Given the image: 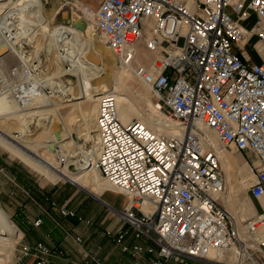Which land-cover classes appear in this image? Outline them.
<instances>
[{
  "label": "built area",
  "instance_id": "built-area-1",
  "mask_svg": "<svg viewBox=\"0 0 264 264\" xmlns=\"http://www.w3.org/2000/svg\"><path fill=\"white\" fill-rule=\"evenodd\" d=\"M91 12V30L117 66L149 88L156 115L181 131L169 136L138 121L123 124L113 94L97 101L98 154L91 169L127 198L123 225L152 244L132 246V264H229L221 256L231 248L237 252L231 264H264V207L244 221L224 208L218 200L225 193L221 162L201 130L212 131L222 148L250 156L249 197L264 203V0H100ZM0 32L8 37L2 25ZM140 47L151 58L139 61ZM18 52L11 54L19 63L0 71V93L27 108L48 91L43 65L22 62ZM59 214L75 217L66 208ZM40 224L36 219L32 225ZM55 224L81 254L69 264H103L80 236ZM124 235L119 230L115 242L128 251ZM10 256L8 264H55L54 258L69 257L63 249L20 240Z\"/></svg>",
  "mask_w": 264,
  "mask_h": 264
},
{
  "label": "bare ground",
  "instance_id": "bare-ground-1",
  "mask_svg": "<svg viewBox=\"0 0 264 264\" xmlns=\"http://www.w3.org/2000/svg\"><path fill=\"white\" fill-rule=\"evenodd\" d=\"M0 2V26L2 25L4 31L8 32V37L5 35L0 36V67L4 60L2 57L3 55L11 54L12 51L18 52V49L21 48L20 53L18 52L19 59L24 63L29 61L38 62L43 65V86L51 90V95L53 93L52 86L54 87L53 97L50 94L47 95L45 92L41 93L40 97L36 98L31 107L27 108L18 107L7 93H0V118L3 119L5 116L15 118L11 123L13 125H10L9 123H7L6 126L0 124V147L19 158L22 162L51 182L66 179L73 184L88 189L94 194H99L101 192L114 193L109 188L111 187L124 196L120 190L106 184V182L105 184H101V180L97 175L87 177L90 171H92L91 162L96 159L98 154L96 148L95 116L97 101L100 95L113 94L115 96L118 116L123 110L125 111L128 109L127 95L118 90L116 82L117 75H113V73H110L109 71V65L113 64L114 59L116 60V58L103 44L98 35L97 40L92 39L89 36V32L93 31L91 30L90 23L92 17L91 10L82 7L83 9H81L84 12V17L73 14L69 25L63 24L52 29L43 12L44 3L42 0H0ZM56 13H59V11ZM36 26L40 27V30L38 31V34L31 36L32 34H29L30 29L33 31ZM40 32L41 34H39ZM42 39L49 41L50 48L52 47L53 51L49 52V55H41L40 58L35 57L38 51H33V49L36 47L35 45H39V41ZM33 44L35 46L34 48L32 46ZM60 48L63 49V54H58V49ZM6 51H8V53L5 54ZM91 54L98 59V64L86 61V57ZM255 54L257 55V53ZM51 56L56 58V60H58L57 58L59 57L72 60L70 62L72 63L74 70H66L59 67L56 72L51 74L48 62V58L50 59ZM257 57H259V55H257ZM116 68L120 70L123 69L117 65ZM66 76L77 78V84L64 86L60 80ZM97 89H99V92ZM86 102H91L93 104L89 116H86L88 113L85 115V112H83V104ZM119 104L122 105V109L120 106L118 107ZM63 105H76L79 112L76 116L72 117L67 124L63 123L59 126V122L54 118L55 114L52 112L59 111ZM37 108H51L47 110L49 112L48 117L47 114H45L46 116L39 119L36 118V122H31L30 124L26 123L24 119H18V113H20V110L18 109L31 110ZM159 117L158 121L165 126V123L162 120L163 118L161 116ZM120 118L121 117L119 116V119ZM120 121L122 122L121 119ZM39 122L42 123L40 124ZM138 122L149 127L144 122ZM37 123L40 124V129H43L40 132H38L39 129H36L38 126ZM169 126L177 128L176 124H171ZM14 130L21 132L23 137L22 140L18 141L14 138L12 135V131ZM66 130L70 133H76L77 141L63 143V141L55 140V133L61 134L60 132ZM201 130L209 140V143L216 150L217 148L212 144L213 139L206 133V131L210 130H206L203 127ZM174 132L178 134L177 136L181 135L180 130H175ZM51 144L55 145L54 149L50 150L53 153V157L43 155L41 149L43 147L49 148ZM90 148L92 149L89 150ZM225 150L226 149L224 148L217 149V153L220 162L221 159L224 161L225 169L229 176L231 164L228 160V156L225 154ZM71 151L78 155L77 161L69 159L68 156ZM65 162L68 163L69 166L74 165L76 171H69L67 168L69 167L68 165L63 167L62 164ZM250 175L253 177L252 173ZM246 182L247 179L245 180V183ZM221 196H218V200ZM128 205V200L126 198L124 208L121 209L120 212H123ZM229 213L236 221H244L243 218H240L239 220L235 218L230 211ZM22 236V232L11 222L10 218L0 205V241L8 242L14 238L19 240ZM233 249L234 248H231L226 254L222 255L221 260H224L229 264L233 263L236 258L231 260L228 256L227 258L222 259L226 255H229Z\"/></svg>",
  "mask_w": 264,
  "mask_h": 264
},
{
  "label": "rangeland",
  "instance_id": "rangeland-1",
  "mask_svg": "<svg viewBox=\"0 0 264 264\" xmlns=\"http://www.w3.org/2000/svg\"><path fill=\"white\" fill-rule=\"evenodd\" d=\"M42 1L44 3L43 12L47 18L48 24H50L52 29L60 25H63V24L69 25L73 14L84 17V12L82 10L83 8L86 7V8H89L91 11H94L97 8L98 3L100 2V0H79L81 1L82 5L79 6V8L78 7L75 8L74 6L65 5V0H42ZM78 5H80V2ZM79 9L83 12V15ZM58 11L59 13H56ZM254 21H255V18L254 16H252L248 21L243 23V25L246 28H250L252 24L254 23ZM39 30H40V27L36 26V28H34L33 31L30 29L29 34L30 35L32 34L31 36H34V34H38ZM39 34H41V32ZM89 36L92 39L97 40V35H95L93 31L89 32ZM39 42L40 43L38 46L35 45L36 47L34 46V44L32 45L33 48L35 47L33 51H38L36 56L35 55L33 56L40 58L41 55H49V52L53 51L52 47L50 48L49 41L42 39ZM256 49H258V47H256ZM248 52L255 59L256 54L254 50L252 49V47L248 46ZM63 53L64 51L62 48L58 49V54H63ZM2 57L4 60L0 67V71H2L3 73H4V70H7L8 68L15 66L19 63V60L15 57L14 54L9 53V54L3 55ZM138 57L140 60H143V59L151 58V55L148 54L143 48H141V50L138 51ZM57 59L58 60H56V58L52 56L50 57V59L48 58V62H49L50 69H51V74L53 72H56V70L59 67L66 69V70H74L72 63L70 62L72 60L70 59L68 60L62 57L61 58L59 57ZM116 65H117L116 60L114 59L113 64L109 65V71L110 73H113V75L114 74L117 75L116 82L118 85V90L122 93H125L128 98V103H127L128 109H126L125 111L123 110L121 114H119V116L122 119H124V121L129 120L131 122V121L138 120V121L146 123L152 129H156V130L158 129V130L165 131V134L169 136H177L178 134H176L174 131L179 130L178 127L175 128L174 126H169L166 124L164 126L161 124L160 121H158L160 117L156 115V111L154 110V107H153L154 98L152 97V94L149 88L141 84L127 70L117 69ZM60 81L64 84V86H70V85H76L78 82V79L75 77L66 76V77H63ZM52 88H53L52 95H51V90L49 89H47L48 93L46 92V94L47 95L50 94L53 97L54 87L52 86ZM97 91L99 92V89H97ZM92 105L93 104L91 102H86L83 104V109L85 110V111L83 110V112H85V115L88 113L86 116L90 115L91 110H92ZM119 106L122 109V105L119 104L118 107ZM49 109L48 108H41V109L37 108V109H31V110L18 109L20 110L19 111L20 113H18L19 114L18 119H24V121L28 124H30L31 122L35 123L36 118L39 119L41 117H44L46 116L45 114H47V117H48L49 112L47 110ZM78 112H79V109L76 105H63L59 109V111L52 112V113L55 114L54 118L59 122V126H61L63 123L67 124L72 119V117L78 114ZM14 120L15 118L13 117L5 116L3 119L0 118V124L6 126V124L9 123L10 125H13L11 123ZM39 123L41 124L42 122H39ZM39 123H37L38 126L36 127V129H39L38 132L43 130V129H40ZM45 127H46V124H45ZM60 133H61L59 134L60 141H63V143L77 141V134L74 132L70 133L68 130H66ZM206 133L213 139L212 144L217 149H222V147L219 144V140L217 136L212 131H206ZM12 135L18 141L22 140L23 138L21 132L18 130L12 131ZM91 149L92 148H90L89 150ZM225 149L229 151L227 153L233 159L236 160V162L234 163L232 159L230 163L231 171H233V175L235 179L234 178L229 179L227 177V173L224 169V166L222 165V169H223L222 173L225 178V182H226L225 188L226 189L224 193L225 195L223 194L225 197L221 196L219 201L221 202V204L224 206V208L227 211L229 210L232 213V215L235 218L238 219L240 217V218H243V220H245L251 217L254 213V210L251 207V203L249 199L250 198L249 190H248L249 184L251 183L250 181L253 179V177L251 175H246L248 174L250 170L249 167L244 168L242 171V168L247 166L246 163L247 162L249 163L251 159H250V156L243 154V153H239L231 147L225 148ZM41 153L45 156L53 157V153L52 151L49 150L48 147H43L41 149ZM68 157L72 161L78 160V155H76V153H73V151L70 152V155ZM228 160H229V157H228ZM67 165L68 163L66 162L62 164L63 167H66ZM12 168H15L14 173L11 171ZM67 168L69 171H72V172L76 171L74 165H71ZM1 169L3 172L2 173L0 172V181L7 182V184L13 188L14 193H15V197L13 199L16 200V202L19 204V208H21V210H23L26 213V215L31 216V218L39 215V211L37 209L38 206L35 203L40 202V200H41V204L47 210L48 208L49 209L56 208V211L59 212L60 208L69 209L75 213V217L70 218L68 220L71 223L74 230H77L75 231L74 234L72 232L71 234H73L74 236H78L76 235V233L81 234L82 230L85 229L87 231V236H89L87 242L89 243L91 242L92 244H93V241L97 240L95 239V237L90 236V233L92 231L95 232L96 229H99L98 239L100 241L104 240L103 242H107L108 241V238H107L108 228L110 226L117 227L119 224L122 223V220L120 217L121 216L120 210L124 208L126 198L119 191L114 190L111 187L109 188L114 193L101 192L99 194H94V193H91L88 189H85L79 185L73 184L67 181L66 179L65 180L61 179L55 182H51L47 180L43 175L33 170L30 166L22 162L19 158L13 156L11 153L7 152L6 150L0 147V170ZM12 173H13V177H12ZM95 175L99 177V179L101 180V184H105V182L101 179L100 175L97 172H94L93 170L90 171L87 177H92ZM12 179L14 180V183L16 184V186L11 183ZM245 179H247L246 183H245ZM229 191H230V194H228ZM104 194L105 196H103ZM45 197L49 199L48 202L43 200ZM9 199L10 201L12 200L11 198ZM1 200H2V196L0 194V201ZM50 202H53L55 206H51ZM11 222L16 226V224L12 220ZM16 227L18 228V226ZM46 228L52 229L53 227L47 224ZM47 232H44V230L38 228L37 230L29 231L27 235L25 234V236L23 234L22 238L19 240L21 241V243L31 244V242L45 240L44 236L48 235L49 236L48 242L50 241L52 244H55V243L59 244L60 242H62L64 235L62 237L58 232L53 230L50 236ZM19 240H16V238H14L8 242L0 241V264L9 263L12 248L15 245V243L18 242ZM110 246H111V249L114 248V249L119 250L116 242L115 243L110 242ZM73 247L74 246L68 247V252H69L68 258L72 256L76 257L78 255L76 248H73ZM228 256L230 257L231 260H234L236 258L235 249H233L231 253H229V255H226L225 257H223V259L227 258ZM186 264H209V263L199 262V261H193V262L188 261Z\"/></svg>",
  "mask_w": 264,
  "mask_h": 264
},
{
  "label": "crops",
  "instance_id": "crops-1",
  "mask_svg": "<svg viewBox=\"0 0 264 264\" xmlns=\"http://www.w3.org/2000/svg\"><path fill=\"white\" fill-rule=\"evenodd\" d=\"M141 48L142 47H140L138 49V51L141 50ZM138 60L140 61L139 57H138ZM254 60L256 62H258L259 57H257V55H255ZM121 120L123 123H129L130 122L129 120L124 121V119H122V118H121ZM227 152H229V151L225 150V154L229 157V160L231 163V160L233 158ZM220 158H221V156H220ZM233 161H234V163L236 162L235 159H233ZM221 162H222V165L224 166V169H225V164H224V161L222 159H221ZM246 167H249V166L247 165V166L243 167L242 171ZM14 169L15 168L11 169V171L13 173H14ZM225 171H226V169H225ZM245 172H243V173H245ZM13 173H12V177H13ZM226 173H227V171H226ZM250 174L251 173L249 170L248 174H246V175H250ZM227 177L229 179L234 178L233 171H231V165H230V175L228 176V174H227ZM0 194L2 196V200L0 201L1 208L6 212L8 217L16 224V226H18V228H19L18 230H20L22 232V234H24V236H25V234L27 235V233L29 231L37 230L38 228H40V229L44 230V232H47L49 230L47 233L50 236H51V232L53 230H55L56 232H58L63 237L64 233L60 228H58L56 226L55 221L60 222L65 229L71 231L73 234L75 233V231H77V230H74L71 223L69 222L68 219H70V218L62 217L59 214V212L56 211V208H50V209L48 208V210H47L41 204V200H40V202L35 203L38 206L37 209L39 211V215L32 217V218H31V216L26 215V213L23 210H21V208H19V204L16 202V200L13 199L15 197L14 190L12 187H10L7 184V182L0 181ZM228 194H230V191ZM103 196H105V194ZM71 197H72V195H71ZM222 197H225V196H222ZM9 198H11L12 200L10 201ZM249 199H250L251 207L254 210L253 215L259 213L261 211V208L264 207V203H262L261 201L252 200L251 198H249ZM43 200L47 201V202L49 201V199L47 197H45ZM36 219H41V224L38 227H34L32 225L33 221H35ZM239 219H240V217L238 218V220ZM47 224L51 225L53 228L52 229L46 228ZM98 230L99 229H96L95 232L92 231L90 233V236H93V237H95V239H97V240L93 241V244L91 242L90 243L87 242L89 236H87V231L85 229L82 230V233H81L82 235L80 233H76V235L80 236L83 239L84 248L87 249L89 252L93 253L94 255H96L103 264H132V258H131V254H130V248L132 246H134V245H141L142 247L152 246V244L150 242L146 241L144 238H136L134 235V232L129 227L123 225V223L119 224L117 227L116 226H110L108 228V230H107L108 241L107 242H103L104 240L100 241L98 239V236H99ZM119 230H123L125 232L122 244L129 249L128 251H123L119 245H117L119 250L114 249V248L111 249L110 242L115 243V235ZM44 239L45 240H41V241H37V242H31V244L29 243V245H32L35 243H43L48 248H51V249L60 248V249L65 250L67 253H69L68 247L74 246L72 241L65 239V236L62 239V242H60L59 244H57V243L52 244L50 241L48 242V240H49L48 235H45ZM26 244H28V243H26ZM73 248H75V246ZM151 258H152V256H147V259H151ZM80 259H81V254L78 253V255L76 257L72 256V257L67 258V259L54 258L53 262L55 264H69L70 261H79ZM191 262H193V261H191ZM143 264H145V263H143Z\"/></svg>",
  "mask_w": 264,
  "mask_h": 264
},
{
  "label": "water",
  "instance_id": "water-1",
  "mask_svg": "<svg viewBox=\"0 0 264 264\" xmlns=\"http://www.w3.org/2000/svg\"><path fill=\"white\" fill-rule=\"evenodd\" d=\"M8 53V51L5 52V54ZM86 61H91L93 63L98 64V59L96 57H94L92 54L88 55V57H86ZM55 140L59 141L60 140V135L58 133L54 134ZM55 147V145L51 144V146L49 147V150H53Z\"/></svg>",
  "mask_w": 264,
  "mask_h": 264
}]
</instances>
